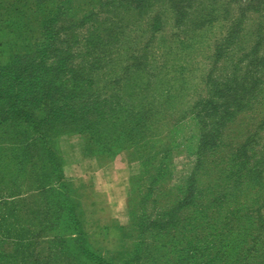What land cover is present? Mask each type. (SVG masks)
Listing matches in <instances>:
<instances>
[{
	"label": "rangeland",
	"instance_id": "1",
	"mask_svg": "<svg viewBox=\"0 0 264 264\" xmlns=\"http://www.w3.org/2000/svg\"><path fill=\"white\" fill-rule=\"evenodd\" d=\"M40 1L39 6L0 5L3 236L8 243L17 237L22 244L35 242L40 217L46 224L58 218L61 226H72L75 212L60 184L48 187L61 174L74 205L77 195L87 212L81 221L96 259L135 264L138 242L142 255L158 247L160 224L183 199L198 160L203 165L197 171L196 190L203 191L211 205L219 192L232 186L239 168L263 160L264 92L262 104L229 122L216 151L207 149L200 156L204 130L195 116L203 111L198 102L207 96L202 91L209 64L217 58L216 42L226 31L222 22L178 34L172 11L158 2L141 7L137 0ZM157 14L161 26L153 31ZM249 27L240 41L248 47L256 42L252 24ZM109 36L115 41L101 51L112 61L75 81L69 69L88 60L91 46L106 43ZM151 37V54L159 60H150L149 70L134 68L123 75L133 63L132 55L142 54ZM232 59V54L222 59L221 68L230 67ZM59 64L63 72L56 81L50 79L43 98L47 68ZM63 91L65 105H56L50 97ZM96 96L108 102L84 109ZM120 97L130 104L120 106ZM249 138L256 144H246ZM40 180L46 184L43 192ZM251 185L245 197L251 200L263 193V199V185ZM180 207L183 226L195 213L189 205ZM181 230L164 240L177 233L184 243L196 240L193 231L183 237Z\"/></svg>",
	"mask_w": 264,
	"mask_h": 264
},
{
	"label": "trees",
	"instance_id": "2",
	"mask_svg": "<svg viewBox=\"0 0 264 264\" xmlns=\"http://www.w3.org/2000/svg\"><path fill=\"white\" fill-rule=\"evenodd\" d=\"M3 1H12V3L5 4L2 3ZM137 1L141 7L152 6L156 2L167 6L176 20L178 34L201 30L204 25H210V22L214 20L222 22L225 27V34L216 42L215 56L217 58L209 64V73L202 91L207 96H200L201 99L198 102V105H203V111L199 110L195 116L200 120V125L203 123L200 129L204 130L199 137L201 141L198 145V149L201 150L199 155H206L207 149L215 152L222 144V136L229 122L240 113L251 112L255 106L262 104L260 100L264 92V0ZM18 3L39 6L41 1L0 0V5ZM250 24L253 29L251 35L255 36L256 42L248 47L242 45L240 41L246 36ZM151 25L153 31L160 29L158 14ZM112 41L115 40L110 38L104 44L91 46L92 50L89 49L86 54L89 59L80 65L74 64L69 69L75 81L78 82L81 79L80 75L83 76L87 71L101 68L103 64L112 61L107 60L108 56L101 51V47L107 46ZM151 44L152 37L145 44L142 54L132 55L133 63L124 69L123 75L129 74L134 68L149 70L150 60H159V57H153L151 54ZM231 54L233 56L231 66L221 68L219 63ZM47 71L49 72L47 79L42 83V90L45 91L42 94L43 98H46L47 93L44 88L51 85L50 79L56 81L63 69L59 64L48 67ZM66 93V91L57 92L50 98L56 105L58 103L65 105V100L61 99H64L62 96ZM99 99L96 96L94 101L84 104V109L90 104H92L91 108H95L94 106L101 107L104 102H108V100L100 102ZM74 100L73 98L72 101ZM118 100L120 106L124 107L131 101L122 97ZM261 125H264V121ZM247 141L246 144L255 143L254 139L249 138ZM129 151L131 152V149ZM262 151L264 153V146L260 152ZM202 165L203 160H198L195 174L189 178L183 199L173 208L168 219L160 224L162 231L159 234L161 240H158V247L146 249L145 255H142V242L136 244L133 258L135 264H264L263 193L254 194L251 200L245 197L249 193L251 184L264 187V155L263 160H255L251 167L239 168L232 186L223 193L219 192L212 205L203 199V191L196 190L197 171ZM59 184L64 191V199L69 204L70 210L75 212V215H71V220L74 222L72 226H61L57 221L58 218L54 221L50 219L46 224L40 217V229L35 242L22 244L17 237L8 243L3 236V217L0 215V264H83L81 257L95 264H106L101 258L96 259L92 253L93 247L81 221L87 212L77 195H75L76 205L68 196L70 189H68L67 178L60 174L59 181L49 184L48 187H56ZM45 185L43 180L39 181L40 192L44 191ZM16 196L9 198H16ZM181 205H189L195 213L193 220L183 226H179ZM40 213L43 215V209ZM179 228L182 229L183 237L193 231L196 234V240L184 243L180 240L178 233L164 240L166 235L170 236L173 230ZM15 230L19 231L20 228ZM47 231L50 234H47ZM69 242H75V244L69 245Z\"/></svg>",
	"mask_w": 264,
	"mask_h": 264
},
{
	"label": "crops",
	"instance_id": "3",
	"mask_svg": "<svg viewBox=\"0 0 264 264\" xmlns=\"http://www.w3.org/2000/svg\"><path fill=\"white\" fill-rule=\"evenodd\" d=\"M29 2H31V1H29ZM2 3H5V4H9V3H12V1H3Z\"/></svg>",
	"mask_w": 264,
	"mask_h": 264
}]
</instances>
